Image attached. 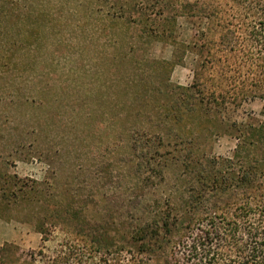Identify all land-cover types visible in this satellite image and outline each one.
Returning a JSON list of instances; mask_svg holds the SVG:
<instances>
[{"label": "rangeland", "instance_id": "rangeland-1", "mask_svg": "<svg viewBox=\"0 0 264 264\" xmlns=\"http://www.w3.org/2000/svg\"><path fill=\"white\" fill-rule=\"evenodd\" d=\"M164 5L160 0H0V188L20 196L35 188L51 205L64 203L66 193L95 194L86 209L93 224L105 221L107 208L113 221L136 225L139 181L130 143L136 129L161 127L147 119L134 79L146 68V83L168 75L173 85L189 87L208 55L202 33L213 38L203 20L177 16L172 21L181 9ZM142 27L157 36L144 38ZM211 53L217 54L213 45ZM152 60L169 62L168 73L154 74ZM262 105L259 99L228 104L224 119H262ZM194 121L189 117L186 124ZM196 143L229 158L237 140L203 131ZM158 161L168 165L166 182L148 190L142 204L159 200L164 208L163 200L182 193L185 183L171 157ZM28 207L15 199L0 203V264L16 263L17 248L41 247ZM125 231L111 236L116 246L136 253V242ZM64 236L55 233L45 247L55 248Z\"/></svg>", "mask_w": 264, "mask_h": 264}, {"label": "trees", "instance_id": "trees-1", "mask_svg": "<svg viewBox=\"0 0 264 264\" xmlns=\"http://www.w3.org/2000/svg\"><path fill=\"white\" fill-rule=\"evenodd\" d=\"M160 1L164 8L181 9L170 16L172 21L177 16L203 20L213 38L202 33L208 55L189 87L173 85L168 75L146 83V68L134 79L147 119L161 127L157 132L136 129L130 143L139 181L136 225L113 221V210L107 208L105 221L93 224L86 209L95 194L83 198L66 193L64 203L51 205L38 189L20 196L3 186L0 203H28L42 236L38 250L17 248L19 256L12 264H264V0ZM145 30L144 38L157 36ZM150 64L154 74L168 73L169 62ZM248 99L262 101V119L226 122V106ZM189 117L195 119L191 126L186 124ZM203 131L236 138L233 156L202 150L196 141ZM170 147L174 152L164 154ZM167 155L181 170L178 179L185 189L165 198L164 208L159 200L142 204L148 190L166 182L168 165L158 158ZM121 228L136 242V253L116 246L111 232ZM55 233L65 236L49 250L46 243ZM83 236L89 239H79Z\"/></svg>", "mask_w": 264, "mask_h": 264}]
</instances>
